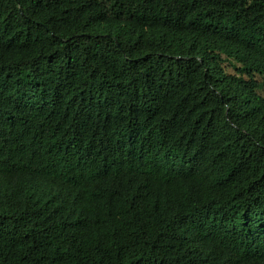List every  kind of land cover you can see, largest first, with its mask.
Returning <instances> with one entry per match:
<instances>
[{"label": "trees", "instance_id": "1", "mask_svg": "<svg viewBox=\"0 0 264 264\" xmlns=\"http://www.w3.org/2000/svg\"><path fill=\"white\" fill-rule=\"evenodd\" d=\"M0 264H264V0H0Z\"/></svg>", "mask_w": 264, "mask_h": 264}, {"label": "bare ground", "instance_id": "2", "mask_svg": "<svg viewBox=\"0 0 264 264\" xmlns=\"http://www.w3.org/2000/svg\"><path fill=\"white\" fill-rule=\"evenodd\" d=\"M49 251H51V250H49ZM35 259H37V258H35Z\"/></svg>", "mask_w": 264, "mask_h": 264}]
</instances>
